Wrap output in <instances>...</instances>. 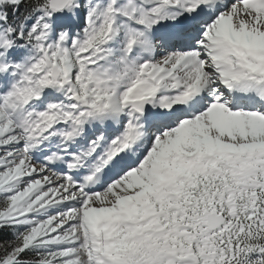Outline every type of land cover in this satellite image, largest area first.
I'll use <instances>...</instances> for the list:
<instances>
[{
  "label": "snow or ice",
  "instance_id": "6c2138e0",
  "mask_svg": "<svg viewBox=\"0 0 264 264\" xmlns=\"http://www.w3.org/2000/svg\"><path fill=\"white\" fill-rule=\"evenodd\" d=\"M0 264H264V0H0Z\"/></svg>",
  "mask_w": 264,
  "mask_h": 264
}]
</instances>
